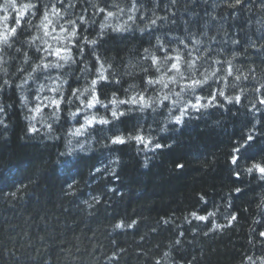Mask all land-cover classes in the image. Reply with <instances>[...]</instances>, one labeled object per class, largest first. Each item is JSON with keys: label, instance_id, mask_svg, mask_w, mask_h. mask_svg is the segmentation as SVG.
Wrapping results in <instances>:
<instances>
[{"label": "trees", "instance_id": "16d2710c", "mask_svg": "<svg viewBox=\"0 0 264 264\" xmlns=\"http://www.w3.org/2000/svg\"><path fill=\"white\" fill-rule=\"evenodd\" d=\"M261 100L264 0H0V264H264Z\"/></svg>", "mask_w": 264, "mask_h": 264}, {"label": "snow or ice", "instance_id": "6c2138e0", "mask_svg": "<svg viewBox=\"0 0 264 264\" xmlns=\"http://www.w3.org/2000/svg\"><path fill=\"white\" fill-rule=\"evenodd\" d=\"M237 2H239V0H237ZM30 7H32V8H36V9H37V12L34 13V15H35V14H38V12H39V7H38L37 5H25V8H30ZM45 7H47V6H45ZM104 11H105L104 8H100V9H99V12H104ZM23 15H24V13H23V11H21V12H20V17L23 18ZM107 15L110 17V16L113 15V13H112V12H108ZM4 20L7 21V20H8V16H5V17H4ZM45 22H47V23H45ZM20 23H21V19H17V20H16V24H17V25H20ZM51 23H52V22L49 20V13H48V11H45L44 14H43V20L41 21V26H43L44 29H45V32H44V35H45V36L49 35V32L47 31V28H48L49 24H51ZM153 23H155V21H153ZM61 30H62V31H66V29H63V28H61ZM114 31H116V32H123V31H126V29H125L123 26H121V27H118V28L114 29ZM16 32H17V29H16L15 27H13V28H11L9 34H15ZM9 34H6V35L3 36V40H4L5 43L8 42ZM73 35H75L74 32H73ZM33 39H35V37H34ZM88 43H89L90 45H96V44H97V40H96V39H93V40H91V41H88ZM38 51H39V49H38ZM45 51H49V50L46 49ZM61 51H62V49L57 48L56 51H55V53H54V55H56L57 57H60V52H61ZM82 51H83V50H82ZM61 58H63V57H61ZM168 59H171V58H168ZM175 60H176L177 62H173V63H171V65H170V67L167 69V71H168V72H175V73L179 74V75H180V79H181V80H184L185 77H184L183 73L181 72V69H180V66H179V63H178L179 60H180V57H179V56L175 57ZM152 62H153L154 65L157 64V60H156L155 57L153 58V61H152ZM50 67H59V65H49L48 63L43 64V68H44L45 70H48ZM156 70H157V71H160V68L157 67ZM213 75H214V74H213ZM229 75H231V71H229ZM98 79H106V78L101 74V75L98 77ZM168 79H169V82H171V83H177V80L175 79V77H169ZM237 79H239V78H237ZM162 81H163V76H161V78H160V79H157V80H153V79L149 78V79H147L146 83H147L149 86H153V85H155V84H160V83H162ZM206 83H207V80H205V81H203V82L200 81V80H189V81H187V82L181 87V89H180L181 92L190 91L193 95H195V102H194V103H190L187 107H183V108L180 109V115H177V116L175 117V123H176V124H181V123H182V119H183V117H184L185 115L188 114V109H189V108H191L193 111H197V112H198V111H200L201 108H206V107H208L207 104H202V103H201V100L203 99V97L200 96V95L197 93V89H198V88H201L202 85H203V84H206ZM96 84H97V80H96V79L92 80V85L95 86ZM163 87H164V88H168V83H163ZM41 90H43V89L41 88ZM219 95H220V96H223L224 94H223V92H220ZM168 99H169V97H168L167 95H165V96L160 100L158 106L167 107V105L164 103V101H166V100H168ZM215 99H216V94H215V93H212V94H211V97L209 98L208 103L211 104L212 101L215 100ZM226 99H227V102H229V103L232 102V99H231V98H226ZM239 99H240L239 97H235V100H236L237 102H239ZM98 102H99V101L97 100V97H96L95 95H93L92 98L88 101V105H87V107H88V108H93V107L95 106V103H98ZM260 102H261L262 104H264V100H261ZM51 103H52L53 106L56 107L57 110L60 109V104H61V101H60V100L52 99V100H51ZM113 103H116L115 100L113 101ZM119 103H121V104H124V103H132V104L135 105V104L137 103V101H136L135 98H132L130 101L121 100V101H119ZM152 103H155V102L153 101ZM152 103H150V102H148V101H145V97H144L143 95L140 96V106H141V109H143V108H148V107H152ZM153 110L155 111V109H153ZM35 111H36V112H40V111H41L40 107H37V108L35 109ZM170 111H171V110H170ZM123 114H124L123 112H120V113L118 114L117 111H116L115 109L112 111V116H113L114 118H119V115H123ZM76 115H77V113H72V114H71V116H72L73 119L76 118ZM56 118L59 119L58 116H57ZM94 122H97V121L95 120V117L90 118V119H86V120H85V124H84V125H81V127L77 128L76 131H75V133H73V134H74V135H80V134L82 133V131L84 130L85 126L90 127ZM98 122H99V123H103V124H107V123H108V121H107L106 119H101V120H99ZM49 128H51V125H49ZM29 131H30V132H35V131H37V129H35L34 127H32V128L29 129ZM130 139H131V137H130ZM134 139H135L138 143H144V144H145V147H147V144L151 142L150 140H149V141H145L144 137L141 136V135H136V136L134 137ZM249 140H251V137H249ZM124 142H125V141H124V139H123L122 137H116V138H114L113 141H112V143H114V144H123ZM161 147H162V145L159 144V143H157V144L155 145V148H161ZM237 151H239V149H237ZM245 151H246V150H245ZM66 155H68V156H72V152L70 151V152L67 153ZM242 155H243V154H242ZM66 163H72V161L69 160V161H66ZM233 163H237V159H236L235 157L233 158ZM178 167H180V166L178 165ZM253 169H255L256 171H258V172L261 174V176L264 177V167H262V166H260V165H258V164H254V165H253V168H249V169H248V172H249V173H252ZM237 191H239V189H237ZM198 219L203 220V219H205V217H198ZM233 219H235V217H233ZM118 227H119V225H118ZM260 235H261L262 237H264V232H261Z\"/></svg>", "mask_w": 264, "mask_h": 264}]
</instances>
